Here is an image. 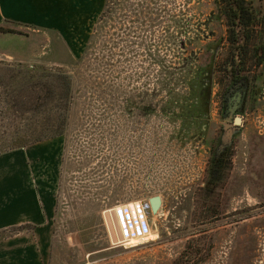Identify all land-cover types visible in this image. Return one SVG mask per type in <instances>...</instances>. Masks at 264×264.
<instances>
[{
	"label": "rangeland",
	"instance_id": "1",
	"mask_svg": "<svg viewBox=\"0 0 264 264\" xmlns=\"http://www.w3.org/2000/svg\"><path fill=\"white\" fill-rule=\"evenodd\" d=\"M105 4L0 31V156L55 191L50 264H264V21L239 59L217 0ZM154 195L156 236L125 247L115 207Z\"/></svg>",
	"mask_w": 264,
	"mask_h": 264
},
{
	"label": "crops",
	"instance_id": "2",
	"mask_svg": "<svg viewBox=\"0 0 264 264\" xmlns=\"http://www.w3.org/2000/svg\"><path fill=\"white\" fill-rule=\"evenodd\" d=\"M77 2L0 0V26L69 27ZM29 161V156L20 154L0 156V264L51 261L56 195L49 185L36 184Z\"/></svg>",
	"mask_w": 264,
	"mask_h": 264
},
{
	"label": "trees",
	"instance_id": "3",
	"mask_svg": "<svg viewBox=\"0 0 264 264\" xmlns=\"http://www.w3.org/2000/svg\"><path fill=\"white\" fill-rule=\"evenodd\" d=\"M109 1L110 0H106L105 8L101 13V18H104L108 13ZM217 5L219 6V9H220L219 13L224 16V19L226 20L229 26V38H230L229 40L231 44H233L234 46L235 44H238L237 45L238 48L235 51H237V56L239 57V59H241L240 56L242 53V47L239 43V40L243 39V41L247 42L248 44L252 41L254 42L255 35L259 31L258 29H255V28L259 24L260 21L262 20L264 21V17L263 15L260 14V11L257 10L253 6V2L251 0H217ZM2 30H4L5 32H11V33L16 32V30L13 28H4L3 26H0V31ZM253 45L256 46V44H253ZM243 47H246V46H243ZM260 50H264V45H261ZM235 57H236V53L234 52V58ZM235 62L236 61L234 59L233 64ZM258 62L262 63L261 60ZM16 69L17 68L13 64H6V63L0 64V73L6 70L8 71V73L13 74V78L18 76V73H16L17 72ZM21 70L18 71L19 74H25ZM8 73L6 72V74ZM27 75L29 74H26L23 77V79H25L27 84H29L31 83L32 78H34V76L30 75L31 76L30 77ZM68 84H70L69 81H68ZM36 87H39V86H36ZM6 95L3 94L4 96L3 98L10 100L8 94ZM38 132L39 131H34V135L36 136L34 137L32 136L33 140L34 139L39 140L41 137H38V134H41V132H46V131H41L40 133ZM59 134L61 133L59 132L56 133V135H59ZM47 136L48 135H46V137Z\"/></svg>",
	"mask_w": 264,
	"mask_h": 264
},
{
	"label": "built area",
	"instance_id": "4",
	"mask_svg": "<svg viewBox=\"0 0 264 264\" xmlns=\"http://www.w3.org/2000/svg\"><path fill=\"white\" fill-rule=\"evenodd\" d=\"M134 203L132 206L123 204V208H120V204L114 210L118 235L121 244L125 247L129 241L143 239L153 231L154 223L151 218L153 211L150 201L140 200Z\"/></svg>",
	"mask_w": 264,
	"mask_h": 264
},
{
	"label": "water",
	"instance_id": "5",
	"mask_svg": "<svg viewBox=\"0 0 264 264\" xmlns=\"http://www.w3.org/2000/svg\"><path fill=\"white\" fill-rule=\"evenodd\" d=\"M235 123L236 124H240L243 121V118L241 116H236L235 117ZM150 203L152 206V211L154 213H157L158 210L162 207L163 205V198L161 195H154L152 197H150Z\"/></svg>",
	"mask_w": 264,
	"mask_h": 264
},
{
	"label": "bare ground",
	"instance_id": "6",
	"mask_svg": "<svg viewBox=\"0 0 264 264\" xmlns=\"http://www.w3.org/2000/svg\"><path fill=\"white\" fill-rule=\"evenodd\" d=\"M133 204H135L134 202H130V203H127V204H125L126 206L128 205V206H132ZM125 207V206H124ZM120 208H123V205H121L120 206ZM156 236V233H154V231H151L145 238H143V239H133V240H131V241H129L128 243H127V245L128 246H134V245H137V244H139V243H141V242H143V241H148V240H150V239H153L154 237Z\"/></svg>",
	"mask_w": 264,
	"mask_h": 264
}]
</instances>
